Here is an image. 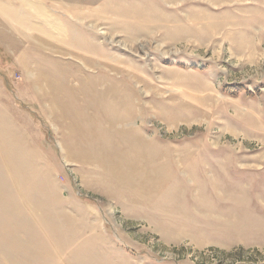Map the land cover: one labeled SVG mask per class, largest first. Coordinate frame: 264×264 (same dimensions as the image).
I'll use <instances>...</instances> for the list:
<instances>
[{
	"label": "rangeland",
	"instance_id": "374dc122",
	"mask_svg": "<svg viewBox=\"0 0 264 264\" xmlns=\"http://www.w3.org/2000/svg\"><path fill=\"white\" fill-rule=\"evenodd\" d=\"M26 1L0 0V264H264V0Z\"/></svg>",
	"mask_w": 264,
	"mask_h": 264
},
{
	"label": "bare ground",
	"instance_id": "6f19581e",
	"mask_svg": "<svg viewBox=\"0 0 264 264\" xmlns=\"http://www.w3.org/2000/svg\"><path fill=\"white\" fill-rule=\"evenodd\" d=\"M27 5L32 7L33 10L36 12V14L40 13L41 8H39L38 4L36 2H34L33 0H27L26 1ZM31 12V11H30ZM33 13V12H32ZM34 14V13H33ZM35 15V14H34ZM54 23V22H53ZM53 27H55V24H52ZM97 54V53H96ZM91 84V83H90ZM110 88H113V86H111ZM3 166V165H2ZM6 170V169H5ZM22 204V203H21ZM27 204V203H26ZM15 210V209H14ZM28 211V210H27ZM37 212V211H36ZM34 213V212H33ZM33 215V214H32ZM38 220V219H37ZM39 221V220H38ZM38 225V224H37ZM39 226V225H38ZM53 248V247H52ZM55 248V247H54ZM58 250V249H57ZM69 250V249H68ZM53 252V251H52ZM59 254V253H58ZM57 255V254H56ZM1 257V256H0ZM16 259H18L17 257H15ZM4 259V258H3ZM14 259V258H13ZM65 262V261H64Z\"/></svg>",
	"mask_w": 264,
	"mask_h": 264
}]
</instances>
